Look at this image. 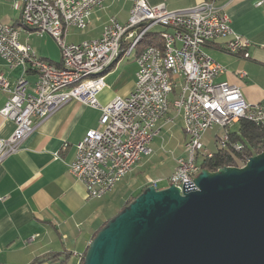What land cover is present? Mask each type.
Segmentation results:
<instances>
[{
    "label": "built area",
    "instance_id": "built-area-1",
    "mask_svg": "<svg viewBox=\"0 0 264 264\" xmlns=\"http://www.w3.org/2000/svg\"><path fill=\"white\" fill-rule=\"evenodd\" d=\"M104 1L22 0L23 25L56 40L60 65L40 57L31 44L19 40L17 29L0 20V56L9 66L23 70L14 82L0 74V91L8 94L0 115L16 125L9 137H0V164L34 131L35 117L46 119L78 100L101 112L98 126L76 143L75 158L68 164L70 173L84 183L89 199L104 197L143 157L151 156L154 138L178 117L186 134L185 155L176 158L170 184L181 192L196 188L201 161L214 154L203 140L209 130H223L216 134V144L223 148L240 120L264 127V101L249 102L238 85L217 82L226 67L204 46L223 38L227 51L249 57L252 41L233 29L218 0H204L182 10L129 0L133 5L127 24L111 17L99 37L67 41L68 28L86 30ZM159 25L164 28L162 43L140 49L146 33ZM132 56L138 65L134 89L129 96L101 103L98 94L106 86L105 73ZM31 69L37 79L30 87L26 75ZM160 180L149 178L147 186L158 188Z\"/></svg>",
    "mask_w": 264,
    "mask_h": 264
},
{
    "label": "crops",
    "instance_id": "crops-1",
    "mask_svg": "<svg viewBox=\"0 0 264 264\" xmlns=\"http://www.w3.org/2000/svg\"><path fill=\"white\" fill-rule=\"evenodd\" d=\"M147 1L152 5L165 3L170 10H182L204 0ZM217 3L225 6L233 29L249 38L252 46L250 56L245 57L243 53L227 51L226 39L206 44L204 50L226 67L216 81L236 84L247 101L262 102L264 0H218ZM132 5L129 0H105L92 15L85 32L68 28L67 41L77 43L99 37L111 17L127 24ZM0 20L17 29L19 40L31 44L40 57L61 64L62 54L56 40L49 34L40 36L23 25L22 0H0ZM129 58L132 61L124 67L119 60L105 73L106 86L98 94L101 103L108 104L116 96H129L134 89L138 65L135 57ZM22 72L21 67L9 66L0 56V74L14 82ZM26 78L31 87L37 79L35 70H29ZM7 100L8 94L0 91V109ZM100 115L99 110L86 103L72 100L46 119L35 117L34 131L17 152L0 164L3 197L0 199V264H81L80 255L87 251L97 231L134 196L130 188L141 192L147 187L152 178L149 170L153 171L167 158L166 152L177 154L170 166L169 184L163 188L170 185L176 158L185 155L186 134L180 117L154 138L151 156L143 157L104 197L89 199L84 183L70 173L68 164L75 158L76 143L89 129L98 126ZM15 127L13 120L0 115V137H9ZM120 188L128 190L119 193ZM53 255L59 256L50 260Z\"/></svg>",
    "mask_w": 264,
    "mask_h": 264
},
{
    "label": "water",
    "instance_id": "water-1",
    "mask_svg": "<svg viewBox=\"0 0 264 264\" xmlns=\"http://www.w3.org/2000/svg\"><path fill=\"white\" fill-rule=\"evenodd\" d=\"M195 182L147 186L97 232L83 264H264V151L203 168Z\"/></svg>",
    "mask_w": 264,
    "mask_h": 264
},
{
    "label": "trees",
    "instance_id": "trees-1",
    "mask_svg": "<svg viewBox=\"0 0 264 264\" xmlns=\"http://www.w3.org/2000/svg\"><path fill=\"white\" fill-rule=\"evenodd\" d=\"M143 41H146L147 44L143 47L141 46L140 49H143L149 45L161 44L162 31L152 30L147 32L146 35L144 36ZM238 123H239L238 128L230 132V137H229L230 139L229 142L227 143V146L223 148L218 147L217 150L213 151L214 154L212 157H206L201 161L200 164L202 169L207 168L211 171H217L219 168L224 166H229V165L241 166L243 165L246 158H249L257 153L264 151V127L257 126L254 123L245 119L240 120ZM237 143L242 146L241 149H236L234 147V145ZM142 192L143 190L139 192L137 195L130 197L126 205L130 204ZM108 221H106L103 226H105ZM86 252L84 253V256ZM57 256L59 255L50 256V260L57 258ZM83 260L81 264H83Z\"/></svg>",
    "mask_w": 264,
    "mask_h": 264
},
{
    "label": "rangeland",
    "instance_id": "rangeland-1",
    "mask_svg": "<svg viewBox=\"0 0 264 264\" xmlns=\"http://www.w3.org/2000/svg\"><path fill=\"white\" fill-rule=\"evenodd\" d=\"M161 29H163V27L159 25V26H155L152 30L158 31ZM75 30H77V29H75ZM77 31L79 33L85 32V30L83 31L80 29ZM153 36H155V35H153ZM146 44H147L146 41H142L141 46L143 47ZM129 60L132 61L129 57H124L123 59H121L120 64L122 65V67H124L123 65H125L127 62H129ZM175 90L178 91L177 89H175ZM179 121H181V120H179ZM238 126H239V123L234 124L232 127L233 130L237 129ZM217 132H219V134L221 135L223 130L222 129L220 130V129H218V127H216L215 129L209 130L204 135V138H203L205 145L212 151L217 150L219 147V145H217L214 141L216 139L215 134ZM167 151H168V149H167ZM166 153L168 154L167 158L164 161H162L161 163H159L160 165H158V167H156V169H154L153 171L149 170V175L152 177V179L161 178L160 182L158 183V188H163L164 186L169 184L168 174L170 172V166H171V163H173L174 157L177 156V154H175V153H171V152H166ZM123 190L127 191L128 189L127 188H125V189L120 188L118 192L121 193V191L123 192ZM131 191L134 192L133 193L134 195H137L139 192V191H136L135 188H133V189L130 188L129 192H131Z\"/></svg>",
    "mask_w": 264,
    "mask_h": 264
}]
</instances>
